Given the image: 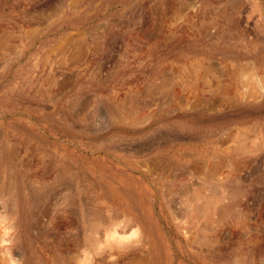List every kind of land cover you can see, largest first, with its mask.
<instances>
[{"label": "rangeland", "instance_id": "rangeland-1", "mask_svg": "<svg viewBox=\"0 0 264 264\" xmlns=\"http://www.w3.org/2000/svg\"><path fill=\"white\" fill-rule=\"evenodd\" d=\"M263 1L0 0V181L3 168L15 181L10 193L0 187V264H135V257L148 249L156 260L152 264H191L184 235L186 229L195 236L200 230L195 224L177 230L172 221L179 219L173 220L172 212L183 211L179 193L196 183L222 190L221 201H227L229 192L241 199L236 219L215 221L219 249L212 248L217 260L206 264H228L224 261L230 258L264 264V11L258 7ZM178 7L181 14L169 17ZM153 20L158 27L149 25ZM78 45H84L82 58L76 54ZM203 56L204 70L216 62L230 78L224 77L223 89L207 87L187 103L179 96L178 82L184 79L188 89L194 59ZM236 68L238 79L230 73ZM164 75L178 81L173 79L174 98L160 110L158 101L148 103L152 95L147 90ZM253 89L260 93L247 95ZM145 104L150 105L142 109ZM115 107L138 116L133 120L132 114L126 115V122L118 123ZM239 141L247 147L241 150ZM163 152H169L168 161L181 158L180 181L170 194V179L160 180L159 171L146 173L150 158ZM60 162L74 167L63 179L66 186L84 173L100 186L117 182L113 195L120 199L136 197L141 210L155 215L164 234H159V253L145 242L141 229L111 236L107 244L88 245L81 216L84 196L78 187L76 201L59 192L55 178ZM196 167L203 175L193 171ZM23 172L30 173L29 181L23 180ZM167 200L173 203L171 209ZM100 212L108 213L105 208ZM124 219H131L129 213ZM187 220L193 219L183 222ZM169 235L174 242H169L172 256L166 258Z\"/></svg>", "mask_w": 264, "mask_h": 264}, {"label": "bare ground", "instance_id": "bare-ground-1", "mask_svg": "<svg viewBox=\"0 0 264 264\" xmlns=\"http://www.w3.org/2000/svg\"><path fill=\"white\" fill-rule=\"evenodd\" d=\"M176 1V0H175ZM190 2V1H189ZM193 3V2H191ZM196 3V2H195ZM165 4V3H164ZM170 4V3H169ZM183 4V3H182ZM190 4V3H189ZM194 5V4H193ZM166 6L168 7V4H166ZM171 6V5H170ZM178 6V5H177ZM192 6V4H191ZM189 7V6H188ZM259 9L262 11H264V1L262 3H260L258 5ZM190 8V7H189ZM170 8H167V13H169L171 10H169ZM189 10V9H187ZM186 10V11H187ZM182 11V7H178V9L174 10L171 14H169V17H176L180 12ZM157 13V12H156ZM181 14V13H180ZM190 14V13H189ZM187 14V15H189ZM184 15V14H183ZM165 16V15H164ZM186 17V15H185ZM192 17V16H191ZM147 19V18H146ZM189 19V18H188ZM165 21V20H164ZM147 22V21H146ZM205 22V21H204ZM208 22V21H207ZM214 22V21H213ZM212 22V23H213ZM149 23V22H147ZM165 23V22H164ZM203 23V22H201ZM206 23V22H205ZM149 25H153L155 27H158V21H152ZM145 28V27H144ZM140 29V27H139ZM138 29V30H139ZM143 29V28H142ZM206 29V28H205ZM156 30V28H155ZM137 35V34H136ZM72 37V36H71ZM154 37V36H153ZM69 38V37H68ZM74 38V37H72ZM135 38V37H134ZM75 39V38H74ZM154 39V38H153ZM81 41V40H80ZM234 42V41H233ZM77 43V42H76ZM82 43V42H81ZM80 43V44H81ZM148 43V42H147ZM84 46V45H83ZM83 46H77L79 47L80 51L78 50V52L76 54L81 55L80 58H82L83 54H84V49ZM87 46V45H86ZM60 47H62V45H60ZM59 47V48H60ZM99 47V46H98ZM58 48V49H59ZM64 48V47H63ZM59 53V52H58ZM64 56V55H63ZM136 56V55H135ZM201 56V54L199 55ZM72 57V56H71ZM144 57V56H143ZM148 57V56H147ZM190 57V56H189ZM193 57V55H192ZM196 57V56H195ZM136 58V57H135ZM209 58V56H208ZM195 61L192 64L191 67V71L193 73V79L191 80V82L189 81L188 83V89H185L183 87V84L185 83V80L182 79L181 77V81L178 82L180 84V89L182 90V92H179V96L180 98L185 97L184 99L187 101V103L189 102V100H191L190 98L193 95H202L205 93L206 88H216L217 90H220L224 84L222 83V81L224 80L225 76H229V72H225L224 68L222 66H219V64H217L216 62L211 63V65L206 68V70H204L205 67V62L207 59H205V57H199L194 59ZM191 62V61H189ZM208 62V61H207ZM258 63V62H257ZM260 63V62H259ZM264 63V62H263ZM261 64V63H260ZM190 66V65H189ZM256 67V66H255ZM254 67V68H255ZM260 67V66H259ZM186 69V68H185ZM264 69V68H263ZM187 70V69H186ZM189 70V69H188ZM203 71V75L202 72ZM255 71V70H254ZM50 73V72H49ZM184 73V72H183ZM230 73H232V75L236 76V79H238V68L234 70H231ZM191 74V73H190ZM186 75V74H185ZM200 75L201 78H200ZM257 75V74H256ZM260 75V74H259ZM165 76V75H164ZM175 76V75H174ZM182 76V75H181ZM191 76V75H190ZM262 81L264 82V75ZM161 77V76H160ZM185 76H183L184 78ZM188 78V77H186ZM230 78V77H228ZM154 79V78H153ZM173 79L176 80V82L178 81L176 76L172 77L171 75H167L165 77L162 78V81L160 82H156L153 83L152 85H150L148 87L147 92H150L152 95V98L150 99V101L148 103H152V102H156L158 101L160 103V110L167 105L168 103H170L171 101V96L174 94L173 92H175L173 89L175 88V86L173 85ZM226 80V79H225ZM246 82V80H245ZM249 83V82H246ZM245 83V84H246ZM177 85V84H176ZM226 85V84H225ZM227 85L229 86V88H226V95L230 96L231 94V87H230V83H227ZM247 85V84H246ZM136 88V87H135ZM178 88V87H177ZM235 88V87H234ZM209 89V91H210ZM223 89V88H222ZM238 89V88H236ZM145 90V89H144ZM177 91V90H176ZM234 91V90H233ZM250 91V93H249ZM247 95H251V96H255L259 90L253 89L252 91L249 90ZM178 92V91H177ZM184 92V93H183ZM144 93V92H143ZM187 93L185 96L184 94ZM260 93V92H259ZM172 94V95H171ZM177 94V93H176ZM239 94V92H235L234 93ZM130 95V94H129ZM133 96V95H132ZM137 96V95H136ZM135 96V97H136ZM142 96V95H141ZM145 96V95H144ZM178 96V95H176ZM195 96V97H197ZM134 97V98H135ZM143 97V96H142ZM141 98V97H139ZM138 98V99H139ZM172 98H174L172 96ZM179 98V99H180ZM188 98V99H187ZM149 99V98H148ZM87 100V99H86ZM177 100V99H176ZM146 101V100H145ZM185 101V102H186ZM143 102V101H142ZM195 102V101H194ZM138 103V102H137ZM135 105H138V104ZM179 103L181 105H184V100L180 99ZM85 104V103H84ZM115 104V103H114ZM122 104V103H121ZM177 104V103H176ZM77 105V103L74 104V106ZM140 105V104H139ZM150 104H145L143 106L142 109H147L146 107L149 106ZM199 105V104H198ZM123 106V104H122ZM193 106V105H192ZM85 107V106H84ZM130 107V106H128ZM196 107V106H195ZM127 108V107H125ZM124 108V110H125ZM138 108V107H137ZM190 108V107H189ZM117 111L118 114V123L121 122H126V115H130L132 114V118L133 120L136 119L135 117L138 116L137 113L132 112L129 113L130 114H125V112L122 110L123 108H119V107H115L114 108ZM132 110V109H130ZM136 110V109H135ZM134 111V110H133ZM173 112V110H171ZM114 113V112H113ZM157 113V112H156ZM115 117V116H114ZM139 120V119H137ZM136 120V121H137ZM139 122V121H138ZM260 131V130H259ZM235 133V132H234ZM40 138V137H39ZM46 139V138H45ZM185 140V139H184ZM242 140V139H240ZM10 141V140H9ZM8 141V142H9ZM11 142V141H10ZM46 142V141H45ZM41 143H43L41 141ZM188 143V142H187ZM186 143V144H187ZM2 144V143H1ZM46 144V143H45ZM238 147L242 150L245 146L247 147L246 144L243 143V141H239ZM199 145V144H198ZM7 146V145H6ZM193 146V145H191ZM190 147V146H189ZM237 147V146H236ZM4 148V147H3ZM183 148V147H181ZM6 149V148H5ZM8 149V147H7ZM226 149V148H225ZM237 149V148H236ZM238 149V150H240ZM1 150V149H0ZM244 151V150H243ZM246 151V149H245ZM244 151V152H245ZM248 151V149H247ZM246 151V152H247ZM6 152V151H5ZM9 152V151H8ZM17 152V151H16ZM224 152V151H223ZM229 152V151H228ZM232 153H235L233 151V149L231 150ZM239 152V151H236ZM240 153V152H239ZM242 153V152H241ZM15 154V153H14ZM14 154H12L14 156ZM49 154V153H48ZM167 154H169V152H163L159 155V157H151L149 160V167H148V172L150 176H153V174L156 171H159L158 176L160 178V180L164 181V180H168L170 179L173 183L170 184V187L168 189H166V194H170V193H174L177 190V187L175 184L179 183V179H180V173H178V170L180 169L179 167L181 166V158H174L175 159H169L170 161L167 160ZM236 154V153H235ZM65 155V154H64ZM67 155V154H66ZM65 155V157H66ZM182 157H185L186 154H182ZM9 157V156H8ZM15 157V156H14ZM57 157V156H56ZM71 157V156H70ZM69 158V157H67ZM73 158V156H72ZM11 159V158H10ZM46 160V159H45ZM54 160H61V159H54L53 158V162H55ZM44 161V160H43ZM75 161V160H74ZM11 162H13L14 164L16 163L17 165V160H12ZM52 162V161H51ZM52 162V163H53ZM45 163V161H44ZM55 164V163H54ZM146 164V163H145ZM73 165V163H72ZM47 166V165H46ZM52 165L50 164L49 167H51ZM146 166V165H145ZM73 167V166H72ZM69 164H64L62 162H60L59 164L56 165V168L59 172L56 175H58L55 179H57V181H59L60 183V189L59 192H64L66 193L69 198L71 196L74 197V194L76 193L77 187L78 190H80V192L83 194L84 198L80 199L81 200V205L83 208V215L82 216V220L87 224L85 227V241L88 245L90 244H94L97 243V245H101V243H103L104 241L106 242V239H110V237H116L118 236H123L125 234H127L130 230H133V232H137V230H142L144 232V234L147 235V240H145L146 243H149L150 246L153 249V252H158L159 248V234L164 235L160 229H159V224H158V220L156 219L155 215H153V213L151 211L147 212L144 210L140 209L139 206V202L138 199H136V197L131 195V198L125 197L123 199H120L118 197H116V195H113V191L116 189V186H118L117 182L115 183L114 180H111L112 182H110L109 180V185L108 187H104V186H100V184L98 185V181L96 182L94 179H90V177L86 176L84 173L80 175H77V182L76 183H71L68 182L69 185H65L64 184V177L67 178L66 174L69 171H72V169H74V167L72 168ZM77 166H75L76 168ZM85 167V166H84ZM140 167V166H139ZM237 167L235 165H232L231 170L234 169L236 170ZM2 168V167H1ZM55 168V167H53ZM82 168V167H81ZM146 168V167H145ZM4 169V168H3ZM2 169V180L0 181V187L2 189H4L7 193L11 192V188H12V184L13 182V175H10L6 170ZM18 170H22L20 168V166L17 167ZM37 169V168H36ZM45 169V168H44ZM85 169V168H84ZM39 170V169H37ZM201 168L196 167L193 169V171L202 174L203 173L200 171ZM47 171V170H46ZM49 171V170H48ZM77 171V170H76ZM93 169L91 170L92 173ZM32 172V171H31ZM50 172V171H49ZM73 172V171H72ZM14 173V172H13ZM48 173V172H47ZM76 173V172H75ZM79 173V172H78ZM90 173V174H91ZM95 173V172H94ZM46 174V173H45ZM89 174V175H90ZM30 173H22V178L24 181H29V176ZM33 175V174H32ZM93 176V175H91ZM157 176V177H158ZM205 176V175H204ZM1 177V176H0ZM33 177L36 179V176L33 175ZM101 177V176H100ZM213 177V176H212ZM32 178V176H31ZM33 178V179H34ZM53 178V177H52ZM16 179V178H14ZM100 179V178H99ZM107 178H105L106 180ZM110 179V178H108ZM113 179V178H112ZM53 180V179H52ZM102 180V179H100ZM183 180V179H181ZM38 182V181H37ZM53 182V181H52ZM35 183V182H33ZM40 184V181L38 182ZM37 183V184H38ZM100 183V182H99ZM152 183V182H151ZM29 184V183H28ZM103 184V183H102ZM121 184V183H120ZM124 184V183H123ZM14 185V184H13ZM51 185V183H50ZM65 185V186H64ZM39 186V185H36ZM122 186V184H121ZM129 186V185H127ZM169 186V185H168ZM15 187V186H14ZM34 187V186H33ZM40 187V186H39ZM38 187V188H39ZM46 187V186H45ZM135 187V186H134ZM48 188V187H47ZM57 188V187H56ZM55 188V189H56ZM218 188V187H217ZM52 189V188H51ZM125 189V188H124ZM135 189V188H134ZM39 190V189H38ZM100 190V191H99ZM126 190V189H125ZM189 190V189H188ZM182 190L183 192L180 191L179 195H180V204L181 206H183V211L181 212H172L174 215V219H179V222H174L172 221V223L175 225V227H177V230L181 228H187V227H194L193 224L198 225L199 228V233L198 235L195 236V234H193L192 231L186 229V235H184V243H185V247H187L188 249V254H189V259H186L187 261H189V263L191 264H195V262L197 261L199 264H206L208 263L207 260L209 261H213V260H217V256H216V252L215 249H213L212 247L216 246V249H219V240L217 238V232L215 230L214 227V223L215 221H222V220H226L227 217H232L235 218L237 217V207L239 205V203H241V199L237 196V195H233L232 193H228L227 194V201H221L220 200V195L222 196L223 194L221 193V191L219 193L217 192V190L215 189V187L213 185H205L203 183H196V186L193 188H191V190ZM43 191V190H41ZM40 191V192H41ZM99 191V192H98ZM55 192V190H54ZM75 192V193H74ZM103 192H105V194L103 195ZM112 192V193H111ZM136 192V191H133ZM239 192V191H238ZM14 193V191H13ZM57 193V192H56ZM54 193V194H56ZM78 193V192H77ZM128 193V192H127ZM224 193V192H223ZM241 193V192H240ZM34 194V193H33ZM45 194V193H44ZM51 194V193H50ZM89 194L88 199L85 198V196ZM136 194V193H135ZM239 194V193H238ZM7 195V194H6ZM12 194H10L11 196ZM17 195V194H16ZM64 195V194H63ZM81 195V194H80ZM244 195V194H243ZM137 196V195H136ZM242 196V195H241ZM8 197V196H7ZM12 197V196H11ZM43 197V196H41ZM52 197V196H51ZM65 197V196H64ZM67 197V196H66ZM87 197V196H86ZM20 198V197H19ZM68 198V197H67ZM75 198V197H74ZM71 199L72 201H76L75 199ZM122 198V197H121ZM244 198V197H243ZM6 199V198H4ZM16 199V198H15ZM21 199V198H20ZM19 199V200H20ZM78 201V200H77ZM142 201V200H140ZM176 201V200H175ZM243 201V200H242ZM11 202V201H9ZM80 202V201H79ZM168 204H173L170 200H167ZM220 202V204H219ZM73 203V202H72ZM143 203V202H142ZM64 204V202H63ZM67 204V203H65ZM101 205L100 209H96L95 207H93V205ZM167 204V205H168ZM13 206V204H11ZM10 205V206H11ZM17 205V204H16ZM62 205V204H61ZM80 205V206H81ZM143 205V204H141ZM168 205V206H170ZM78 206V207H80ZM69 207V206H68ZM75 207V206H74ZM172 205L170 206L171 209ZM101 208H105L107 209V214L106 216L100 212ZM146 208V207H145ZM168 208V207H167ZM66 209V208H65ZM169 209V208H168ZM81 210V208H80ZM157 210V209H156ZM242 210V209H241ZM244 210V209H243ZM82 211V210H81ZM255 211V210H254ZM65 212V211H64ZM5 210H3V214H5ZM31 213V212H30ZM127 213H129V216H131V219H124L125 216H127ZM249 213V211H248ZM253 214V212H251ZM255 213V212H254ZM256 214V213H255ZM65 215V214H64ZM67 215V214H66ZM215 215L217 217H215ZM244 215V214H243ZM250 215V214H249ZM254 215V214H253ZM262 215V214H261ZM63 216V215H61ZM69 216V214L67 215ZM245 216V215H244ZM248 216V215H247ZM246 216V217H247ZM252 216V215H251ZM161 217V216H160ZM171 217V216H169ZM185 217H189L192 218V221H185L183 222V219ZM71 218V217H70ZM63 219V218H62ZM69 219V218H67ZM170 219V218H169ZM72 220V219H71ZM75 220V219H74ZM81 220V219H80ZM80 220L79 223H80ZM81 220V221H82ZM61 221V220H59ZM57 221V222H59ZM63 221V220H62ZM258 221V220H257ZM260 221V220H259ZM56 222V223H57ZM170 222V221H169ZM256 222V221H255ZM62 223V222H61ZM78 223V222H77ZM83 222H81L82 224ZM220 223V222H219ZM257 223V222H256ZM63 224V223H62ZM66 224V222H65ZM138 225V226H136ZM165 225V224H164ZM56 226V225H55ZM60 226V225H59ZM64 226V225H63ZM135 226V228H134ZM250 226V225H249ZM252 226V225H251ZM58 227V226H57ZM63 228V227H62ZM197 228V227H195ZM252 228V227H251ZM66 229V228H63ZM77 229V228H76ZM83 229V228H82ZM162 229V228H161ZM175 229V228H174ZM75 230V229H74ZM80 230V229H79ZM84 230V229H83ZM255 230V229H254ZM181 231V230H180ZM66 232V231H65ZM179 233V231H177ZM64 233V232H63ZM73 233V232H72ZM71 233V235H73ZM70 234V233H69ZM78 234V233H77ZM81 234V233H80ZM131 234V233H130ZM133 234V233H132ZM180 235V233H179ZM70 236V235H69ZM170 236V235H169ZM212 237H214L215 239H213ZM77 238V237H76ZM79 238V237H78ZM104 238V239H103ZM82 239V238H81ZM163 239V238H162ZM252 239V238H251ZM3 240V239H2ZM65 240V239H64ZM113 240V239H112ZM264 240V239H263ZM262 240V241H263ZM114 241V240H113ZM122 241V240H121ZM125 241V240H124ZM142 241V240H141ZM55 242V240H54ZM77 242V241H76ZM75 242V243H76ZM115 242V241H114ZM119 242V241H118ZM130 242V241H129ZM173 243V237H169V241L166 240V258H171L172 253H171V246L170 243ZM250 242V241H249ZM63 243V242H62ZM85 243V242H84ZM113 243V242H112ZM117 243V241H116ZM134 243V242H132ZM136 243V242H135ZM231 243V242H230ZM260 243V242H259ZM59 244V243H58ZM61 244V243H60ZM74 244V242H73ZM77 244V243H76ZM107 244V242H106ZM105 244V245H106ZM111 244V243H110ZM250 244V243H249ZM67 245V244H66ZM84 245V244H83ZM104 245V244H103ZM114 245V243H113ZM119 245V244H117ZM124 245V244H123ZM144 245V244H143ZM142 245V246H143ZM69 246V245H68ZM95 246V245H93ZM109 246V245H108ZM149 246V245H148ZM175 246V245H173ZM224 246V245H223ZM241 246V245H240ZM70 247V246H69ZM85 247V246H84ZM98 247V246H96ZM94 247V249L96 248ZM107 247V246H106ZM118 247V246H117ZM141 247V246H140ZM146 247V246H145ZM82 248V247H81ZM87 248V247H85ZM84 248V254H86V251L88 252V250H86ZM92 248V247H91ZM133 248V247H132ZM241 248V247H240ZM71 249V248H70ZM83 249V248H82ZM88 249V248H87ZM101 249V248H99ZM105 249V248H104ZM134 249V248H133ZM139 249V248H137ZM143 250L145 249L144 247L142 248ZM141 249V250H142ZM148 249V247H147ZM186 249V250H187ZM231 249V248H230ZM77 250V249H76ZM90 250V248H89ZM118 250V249H117ZM140 250V249H139ZM92 251V250H91ZM95 251V250H94ZM130 251V250H129ZM137 251V250H136ZM60 252V251H59ZM71 252V251H70ZM98 252V251H97ZM96 252V254H97ZM103 252V250H102ZM147 252V251H146ZM162 252V251H161ZM75 253V252H74ZM91 253V252H90ZM94 253V252H93ZM133 253V252H132ZM174 253V252H173ZM88 254V253H87ZM86 254V255H87ZM95 254V255H96ZM119 254V253H117ZM157 254V253H156ZM235 254V253H234ZM61 255V254H60ZM79 255H81L79 253ZM113 255V254H112ZM152 250L148 249V252L146 254H144V256H139V257H135V264H152V262H156V260L154 259V257H152ZM223 255V254H222ZM88 257H90V254L87 255ZM116 256V255H115ZM138 256V255H137ZM256 256V255H255ZM254 256V257H255ZM98 257V255H97ZM103 257V256H102ZM126 257V256H125ZM163 257V256H162ZM224 257V256H223ZM253 257V258H254ZM70 258V257H69ZM72 258V257H71ZM80 258V257H79ZM78 258V259H79ZM91 258V257H90ZM21 259V258H20ZM87 259V258H85ZM92 259V258H91ZM90 259V260H91ZM161 259V258H159ZM163 259V258H162ZM222 259V258H221ZM251 259V258H250ZM17 260V259H16ZM64 260V257H63ZM72 260V259H71ZM69 260V261H71ZM94 260V259H93ZM98 260V259H97ZM86 261V260H85ZM162 261V260H161ZM15 264H18L16 261H13ZM61 262V261H60ZM73 262V261H72ZM88 262V260H87ZM100 262V261H99ZM98 262V263H99ZM104 262V261H103ZM163 262V261H162ZM224 262H228V264H245V262L243 263L242 261L237 260L236 258L232 259L230 258L228 261H224ZM242 262V263H241ZM64 263V261L62 262ZM79 264V262H77ZM82 263V262H81ZM132 263V262H131ZM251 263H253V260H251ZM67 264V263H66ZM113 264V263H112ZM118 264V262H117Z\"/></svg>", "mask_w": 264, "mask_h": 264}]
</instances>
